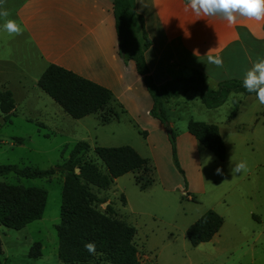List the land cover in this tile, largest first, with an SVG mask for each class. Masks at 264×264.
<instances>
[{"label": "rangeland", "instance_id": "1", "mask_svg": "<svg viewBox=\"0 0 264 264\" xmlns=\"http://www.w3.org/2000/svg\"><path fill=\"white\" fill-rule=\"evenodd\" d=\"M4 6L15 20V5L6 0ZM4 22L0 18V81L7 80L12 89L14 108L7 120L0 112V165L55 167L67 158L74 143L84 140L89 149L83 158L104 171L91 146L129 145L147 159L149 169L126 172L106 189L89 188L103 200L97 203L98 210L109 204L115 218L135 228L137 264H264V104L256 96L237 93L219 110H208L199 100L189 102L175 120L176 129L183 130L182 120L188 114L199 119L212 114L211 118L220 120L225 156L218 161L206 148L191 144L186 137L192 139L190 134L181 136L177 131L176 167L168 132L157 128L142 109L105 124L92 114L78 119L67 115L36 86V69L27 65L32 51L25 36L9 35ZM3 89L7 88L0 84ZM200 111H207L208 116ZM232 111L238 121L234 125L227 122ZM241 161L246 162L247 171L232 173ZM217 167L223 176L214 174ZM134 177L152 181L140 189ZM0 181L46 190L41 218L20 229L0 225V264H63L56 255L55 231L63 173L41 178L6 174L0 175ZM209 209L222 217V224L210 240L191 246L185 229ZM35 242L40 255L32 258L28 254L35 250Z\"/></svg>", "mask_w": 264, "mask_h": 264}, {"label": "trees", "instance_id": "2", "mask_svg": "<svg viewBox=\"0 0 264 264\" xmlns=\"http://www.w3.org/2000/svg\"><path fill=\"white\" fill-rule=\"evenodd\" d=\"M114 31L119 40L117 53L123 60H132L135 70L142 75L145 88L151 99L149 114L167 125L168 118L163 108V101L169 97L194 92L206 108H216L227 98L229 93H249L243 87V79H225L217 83L216 88H208L203 76L197 69H192L186 77H174L161 86H156L145 63L143 52L149 41L142 32L141 18L132 7L130 0H111ZM36 86L50 97L67 115L78 119L88 114L103 110L111 99V92L106 87L90 81L71 70L57 64H48L36 79ZM14 108V101L9 89L0 90V112L5 120ZM116 114H108V118ZM106 116H102V120ZM186 131L202 147L209 150L215 159L222 161L225 146L218 127L213 123L188 119ZM177 132L169 128L168 141L173 162L178 167L175 157V139ZM18 143L20 138H16ZM89 149L86 141L74 143L66 159L55 167L40 169L34 166L17 164L0 165V175L14 174L25 178L49 177L56 171L63 173L62 190L59 206V222L55 226L57 236L56 255L63 264H137L133 236L135 228L113 216V209L106 204L103 211L97 209V203L103 200L90 188L106 189L113 180L136 170H148L147 159L129 145L100 146L91 150L101 161L104 171L87 159L84 152ZM74 168H78L74 172ZM151 178L134 182L140 189L145 188ZM46 201V190L42 187L8 184L0 181V225L20 229L27 223L42 216ZM124 204V197L122 196ZM222 217L213 210H206L184 232L191 246L206 242L218 231ZM94 242L96 255L87 252L84 245ZM35 250H29V257L40 255L38 242Z\"/></svg>", "mask_w": 264, "mask_h": 264}, {"label": "crops", "instance_id": "3", "mask_svg": "<svg viewBox=\"0 0 264 264\" xmlns=\"http://www.w3.org/2000/svg\"><path fill=\"white\" fill-rule=\"evenodd\" d=\"M9 1L15 5L13 16L23 28L22 34L32 51L26 57L28 67L36 69L35 81L44 68L53 63L106 87L111 92L108 105L92 114L100 124L118 121L119 115L131 116L141 109L150 115L151 99L142 75L135 70L132 60H123L117 53L119 40L114 31L111 0ZM130 1L134 12L141 18L142 32L149 41L143 56L156 86L174 77L189 76L192 69H197L205 85L214 89L222 80L244 79L253 63L264 58V20L240 17L236 24L229 25L219 16H197L190 8L185 11L187 0ZM208 55L222 57L223 67L210 64ZM0 84L13 92L7 80H1ZM21 89L27 91L22 85ZM235 94L229 93L226 100ZM192 100L196 102L199 98L189 91L163 101L169 128L185 136L188 119L213 123L219 128L220 120L211 118L212 114L208 116L207 111H200L202 116L209 118L199 119L188 114L185 116L188 119L182 120L183 130L176 129L175 120ZM226 100L216 108H204L219 110ZM109 113L116 115L108 118ZM233 114L232 111L229 117ZM102 116H106L103 121ZM151 117L157 128L166 130L165 124ZM227 122L238 123L236 117ZM186 137L194 146L200 145L192 136V139Z\"/></svg>", "mask_w": 264, "mask_h": 264}, {"label": "clouds", "instance_id": "4", "mask_svg": "<svg viewBox=\"0 0 264 264\" xmlns=\"http://www.w3.org/2000/svg\"><path fill=\"white\" fill-rule=\"evenodd\" d=\"M6 0H0V18L4 19L3 28L9 35H20L23 32L21 25L10 17V11L4 6ZM189 8L197 16H219L226 20L229 25L237 23L238 18L244 17L255 21L264 20V0H187L185 11ZM210 64L223 67V59L219 55H208ZM243 87L249 92H255L260 104H264V58H258L253 63L243 79ZM232 173L247 171V164L244 161L237 163L232 169ZM214 174L223 176L222 168L217 167ZM87 252L96 255V245L94 242H87L84 245Z\"/></svg>", "mask_w": 264, "mask_h": 264}, {"label": "water", "instance_id": "5", "mask_svg": "<svg viewBox=\"0 0 264 264\" xmlns=\"http://www.w3.org/2000/svg\"><path fill=\"white\" fill-rule=\"evenodd\" d=\"M165 129H166L167 131H169V126L166 125V126H165ZM77 171H78V168H74V172H77Z\"/></svg>", "mask_w": 264, "mask_h": 264}]
</instances>
